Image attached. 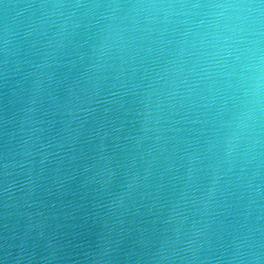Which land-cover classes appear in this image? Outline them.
<instances>
[{"label": "water", "instance_id": "95a60500", "mask_svg": "<svg viewBox=\"0 0 264 264\" xmlns=\"http://www.w3.org/2000/svg\"><path fill=\"white\" fill-rule=\"evenodd\" d=\"M0 264H264V0H0Z\"/></svg>", "mask_w": 264, "mask_h": 264}]
</instances>
